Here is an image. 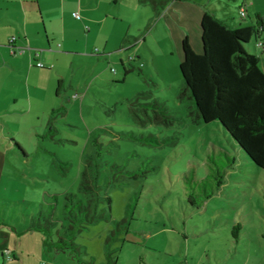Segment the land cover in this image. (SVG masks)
Wrapping results in <instances>:
<instances>
[{"label": "rangeland", "instance_id": "obj_1", "mask_svg": "<svg viewBox=\"0 0 264 264\" xmlns=\"http://www.w3.org/2000/svg\"><path fill=\"white\" fill-rule=\"evenodd\" d=\"M123 2L131 34L138 38L122 51L124 56L115 53L98 61L86 55L90 49L85 43L77 44L83 54L59 61L63 85L56 87L55 77L47 99L12 113L0 125V264H84L90 259L96 264H264V168L234 146L218 121L191 120L192 102L178 97L182 50L181 55L174 50L163 20L155 28L158 18L148 23L150 4L135 8V0ZM176 2L190 3L233 26L259 29L246 48L264 66V0ZM127 52L133 64L129 72ZM144 91L175 116L171 124L142 125L134 118L131 103L147 100ZM94 132L109 145L99 183L101 193L111 198L110 218L75 233L81 248L77 259L68 248L46 243V232L30 224L51 213L56 222L51 239L57 228L61 232L64 194L78 192ZM143 134L167 142L146 143L137 137ZM112 162L143 173L113 183ZM219 173L224 180L217 186ZM209 192L201 206L187 202L189 193L200 201ZM113 229L106 256V237Z\"/></svg>", "mask_w": 264, "mask_h": 264}, {"label": "trees", "instance_id": "obj_2", "mask_svg": "<svg viewBox=\"0 0 264 264\" xmlns=\"http://www.w3.org/2000/svg\"><path fill=\"white\" fill-rule=\"evenodd\" d=\"M139 1L150 4L154 16H158L172 0ZM256 17L259 27H262V17L259 14ZM258 31L259 29L252 26L230 25L204 11L200 18V51L196 52L192 48L187 36L182 39V60L179 67L183 86L178 97H187L192 102L189 109L192 121H218L234 146H238L256 165L264 168V71L259 65V56L246 48L252 33ZM151 93L144 91L141 95L148 98L147 100L131 103L132 115L142 125L171 124L175 116L162 102L151 97ZM137 137L146 143L167 142V138L160 140L153 134ZM92 142L93 149L85 155L80 170L78 192L69 191L64 194L62 212L66 224H62L61 232L59 228L56 229V239H51V230L56 224L51 213L48 217L44 215V220L36 216L31 221V227L46 232V243L56 248H68L77 259H80L81 248L75 242V233L91 223L110 218L111 198L101 193L99 183L103 154L109 151V145L99 140L98 132L93 133ZM110 168V181L113 183H118L120 177L137 179L143 173L141 170H129L116 162H112ZM223 180V175L219 173L216 185L220 186ZM211 195L210 192L206 193L205 198L196 201L193 194L189 193L187 202L201 206ZM40 214L43 215L41 212ZM123 221L128 222L127 218ZM234 228H239V224ZM114 230L106 237V256L111 253L110 236L115 234ZM233 235L237 240L238 231L233 232ZM84 264L95 263L90 259Z\"/></svg>", "mask_w": 264, "mask_h": 264}, {"label": "crops", "instance_id": "obj_3", "mask_svg": "<svg viewBox=\"0 0 264 264\" xmlns=\"http://www.w3.org/2000/svg\"><path fill=\"white\" fill-rule=\"evenodd\" d=\"M176 1H170L158 16L148 11L147 21L149 23L153 17L158 18L154 28L158 27L161 20L164 21L163 31L167 29L169 42L179 55L185 36L198 52L201 49L200 18L203 11L199 7H192L190 3ZM135 2V8L141 3L147 4L139 0ZM123 3V0H0L1 127L7 116L16 114L18 110L31 109L33 103L41 104L43 98L47 99L55 77L58 82L56 87L63 85L59 61L74 53L83 54L76 48L77 44L85 43L86 50L90 49L85 52L86 55L98 61L100 58L111 59L115 53L124 56L122 51L136 43L138 38L131 34L129 13L123 11ZM125 19L128 21L126 25ZM84 26L86 33L82 31ZM11 36H15L13 46L9 44ZM20 47L24 50L19 51ZM136 52L141 54L140 45ZM126 56L129 63L125 67L127 71L132 69L133 64L130 63L128 52ZM36 61L44 65L37 66ZM260 67L264 71V66ZM13 141L18 144L15 139Z\"/></svg>", "mask_w": 264, "mask_h": 264}, {"label": "built area", "instance_id": "obj_4", "mask_svg": "<svg viewBox=\"0 0 264 264\" xmlns=\"http://www.w3.org/2000/svg\"><path fill=\"white\" fill-rule=\"evenodd\" d=\"M73 14L76 15V16H78V13H77V12H74ZM239 14H240V16H244V15L246 14V10H245V6H244V5H241V6L239 7ZM14 41H15V36H11L10 39H9V44H10L11 46H13V42H14ZM12 50H14V49H12ZM18 50H19V51H23L24 48H23V47H20V48H18ZM35 64H36L37 66H43V65H44L41 61H36Z\"/></svg>", "mask_w": 264, "mask_h": 264}]
</instances>
